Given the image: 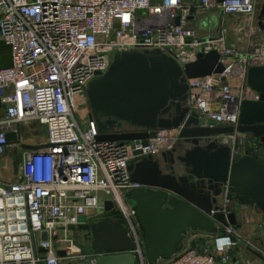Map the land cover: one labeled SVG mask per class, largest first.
Returning <instances> with one entry per match:
<instances>
[{"label": "built area", "instance_id": "obj_1", "mask_svg": "<svg viewBox=\"0 0 264 264\" xmlns=\"http://www.w3.org/2000/svg\"><path fill=\"white\" fill-rule=\"evenodd\" d=\"M258 2L0 0V39L11 50V64L0 68V104L4 106L0 116V157H4L0 162V264L93 262L101 254L84 253L75 246L68 226L112 216L126 227L136 264H150L134 212L125 202L127 191L142 187L131 180L128 166L134 151L159 155L174 148L180 128L159 129L146 145L134 147L129 142L99 141L88 105V84L97 72H107L116 53L160 50L183 68L198 53L216 50L222 71L187 80L185 104L205 122L237 128L241 102L258 99L247 85V70L264 67V33L259 43L248 40L242 51L238 44L228 43L224 34L201 38L190 18L195 10L218 8L252 23ZM250 29L251 35L254 24ZM7 133H14L16 139L9 142ZM244 136L240 135L241 146ZM222 138L233 143L235 136ZM22 144L47 147L31 150ZM4 171L12 178L4 179ZM227 194L226 185L224 203ZM105 202L112 204V213L104 210ZM223 211L227 213L226 207ZM195 232L188 234L183 249L165 264H228L230 252L241 240L238 229L230 224L223 233ZM58 251L65 255L59 256ZM244 264L250 263L244 260Z\"/></svg>", "mask_w": 264, "mask_h": 264}, {"label": "water", "instance_id": "obj_2", "mask_svg": "<svg viewBox=\"0 0 264 264\" xmlns=\"http://www.w3.org/2000/svg\"><path fill=\"white\" fill-rule=\"evenodd\" d=\"M219 59L216 50L198 53L181 68L160 50L116 53L107 72H97L88 84V105L99 141L129 142L134 147L146 145L159 129L180 128L174 148L159 155L134 151L128 166L131 180L142 187L127 191L125 198L150 264L180 252L190 232L218 234L226 225H235L236 205L264 212V160L257 151L243 150L240 144V135H245V141L253 139L264 147V67L247 70V85L258 93V99L241 102L237 128L205 122L185 104L187 80L221 72ZM230 135L235 136L233 143L222 140ZM6 138L12 142L16 136L7 133ZM21 146L31 150L47 147ZM11 158L16 170L17 154ZM226 185L228 202L224 203ZM104 210L112 213V204L105 202ZM68 228L87 230L91 249L101 254L93 262L71 264H136L129 252L132 240L120 219L107 217ZM42 238L46 239V233ZM259 248L264 252V237ZM57 254L63 257L65 252Z\"/></svg>", "mask_w": 264, "mask_h": 264}, {"label": "crops", "instance_id": "obj_3", "mask_svg": "<svg viewBox=\"0 0 264 264\" xmlns=\"http://www.w3.org/2000/svg\"><path fill=\"white\" fill-rule=\"evenodd\" d=\"M220 2L219 0H217ZM264 0H259L255 20L249 23L242 15H225L218 8L211 10H195L194 16L190 18L192 27L198 32L201 38H213L224 34L228 43H236L241 46L242 51L247 48V41L259 43L264 33V14L262 6ZM254 24L252 32L250 26ZM240 42V43H239ZM11 64V50L0 39V68ZM4 112V106L0 104V116ZM249 148L251 153L258 152L259 157L264 160V147L260 143H255L253 139L246 140L242 144V149ZM180 151V150H179ZM4 157H0V162ZM236 224L234 225L241 234L240 243L230 252V262L228 264H244L248 260L250 264H264V252H260V242L264 237V212L253 206H235ZM191 233V232H190ZM198 234H208L196 231ZM189 235L186 237L185 244ZM248 240L247 245L245 241ZM191 243V242H190Z\"/></svg>", "mask_w": 264, "mask_h": 264}, {"label": "rangeland", "instance_id": "obj_4", "mask_svg": "<svg viewBox=\"0 0 264 264\" xmlns=\"http://www.w3.org/2000/svg\"><path fill=\"white\" fill-rule=\"evenodd\" d=\"M76 117L77 119H79V116L76 114ZM43 133L42 134H39V138L43 137ZM2 173V177L4 179H7L9 180L10 178H12V175L6 171L4 172H1ZM125 202L128 204L126 198H125ZM97 220H94L92 221L93 222H96ZM88 234V231L87 230H79V229H75V230H72L70 233H69V238H71L73 240V243L75 246L79 247L84 253H88L91 249L90 247V238H88L87 240L84 239L85 235ZM76 261V260H74ZM73 261V262H74ZM72 262H69V261H66V260H63L61 261L60 264H71ZM158 264H165L164 261H160Z\"/></svg>", "mask_w": 264, "mask_h": 264}, {"label": "flooded vegetation", "instance_id": "obj_5", "mask_svg": "<svg viewBox=\"0 0 264 264\" xmlns=\"http://www.w3.org/2000/svg\"><path fill=\"white\" fill-rule=\"evenodd\" d=\"M88 238H90V235L89 234H86L85 237H84V239L87 240ZM90 250H92V249H90Z\"/></svg>", "mask_w": 264, "mask_h": 264}, {"label": "bare ground", "instance_id": "obj_6", "mask_svg": "<svg viewBox=\"0 0 264 264\" xmlns=\"http://www.w3.org/2000/svg\"><path fill=\"white\" fill-rule=\"evenodd\" d=\"M72 250L75 251V248L73 247Z\"/></svg>", "mask_w": 264, "mask_h": 264}, {"label": "trees", "instance_id": "obj_7", "mask_svg": "<svg viewBox=\"0 0 264 264\" xmlns=\"http://www.w3.org/2000/svg\"><path fill=\"white\" fill-rule=\"evenodd\" d=\"M113 217V216H112Z\"/></svg>", "mask_w": 264, "mask_h": 264}]
</instances>
